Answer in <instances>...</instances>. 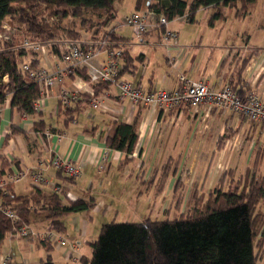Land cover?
Returning a JSON list of instances; mask_svg holds the SVG:
<instances>
[{
	"label": "crops",
	"instance_id": "crops-1",
	"mask_svg": "<svg viewBox=\"0 0 264 264\" xmlns=\"http://www.w3.org/2000/svg\"><path fill=\"white\" fill-rule=\"evenodd\" d=\"M149 2L144 0L139 10L149 8ZM123 7V3L116 0L115 17L105 21L104 15L102 20L86 31L89 32L86 38H80L84 40L113 31L117 38L112 41L122 45L129 63L122 71V78L140 84L146 90L176 88L179 73H185L193 80L205 81L216 88L240 80L244 93L255 90L264 97V51L249 42V35L243 36L245 43L238 49H216L207 61V66H204L202 57L198 58V50L193 53L194 46L185 39L180 41V34L177 41L166 45L163 40L165 27L152 28L138 39L139 43H135L133 35L123 29L122 22H115ZM135 10L136 4L135 9L128 14ZM249 13L250 10L247 14ZM194 17L185 22H194ZM173 20L184 19L170 20L166 28L176 31L170 26ZM136 45L163 48L168 65L176 74L163 76L160 83L148 76L147 62L152 57L145 52L136 54ZM34 56L39 65L53 67L56 63L52 54ZM105 57V53H102L96 61L102 62ZM245 60L247 64L240 71ZM137 62H140L139 66H136ZM77 82L74 77H69L63 84L68 88H75ZM101 84H94L92 87L97 95L104 98L109 110L94 109L90 99L82 97L72 106H77L78 109L71 121L61 111L59 87L54 88L41 102L34 115H26L12 108L11 94L0 101L1 172L13 174L19 169L32 168L39 163L47 164L54 153H59L82 164V173L75 179H70L53 167L48 170L47 176L52 182L61 185L65 193L70 194V198L65 199L64 203L78 198H93L96 203L89 211L71 213L73 217L69 227L62 217L65 229L61 233L66 234L68 240L78 243V250L73 253L78 258L76 261L70 258L71 251L66 246L62 247L54 242L43 244L37 240L11 238L18 241V255L12 264H84V258L92 254L90 243L97 238L104 217L116 211V204H110L102 197L109 191L104 185L111 177L121 179L122 191L127 187L125 182L135 184L136 208H141L142 196L145 194L148 203L161 201L160 210L167 213V218L175 215L169 211L172 200L175 201L176 208L184 207L187 203L193 206L195 197L206 200L208 193L221 179L227 187L238 180L250 182L252 178H264L262 123L247 121L238 114L217 106L211 109L203 105L197 110L182 107L179 111H155L143 104L134 105L129 99H120L115 86L109 84L106 87ZM81 113L84 114L83 121L79 119ZM135 117H138V141L134 152L125 159L124 152L109 149V157L104 159V151L108 149L105 136L110 130L111 122L118 120L131 123ZM12 125L23 132L13 133ZM94 126L97 130L92 134L88 130ZM240 137L245 140L248 138L249 144L246 147L240 145L237 149L232 147ZM185 161H188L187 167L182 170L179 166ZM253 166L256 170H253ZM35 186L37 185L26 179L13 183L11 192L17 195L32 194ZM41 188L54 192L49 186ZM184 192L189 193L187 199ZM48 223V220L38 218L34 225L38 229H44L43 226L47 228ZM14 256L15 254L13 258Z\"/></svg>",
	"mask_w": 264,
	"mask_h": 264
},
{
	"label": "trees",
	"instance_id": "trees-1",
	"mask_svg": "<svg viewBox=\"0 0 264 264\" xmlns=\"http://www.w3.org/2000/svg\"><path fill=\"white\" fill-rule=\"evenodd\" d=\"M115 1L0 0V29L4 22L16 26L15 21H18L17 27L23 28L25 35L33 40H55L64 36L80 39V25L87 26V29L95 25L83 13L92 11L100 16L105 15V21H109L115 17ZM149 1L150 9L164 13L172 20L186 12L192 19L200 8L234 5L237 1L242 2L241 9L245 11L256 0ZM19 2L26 3L28 7H16L15 4ZM143 2L137 0L136 10H139ZM42 6L49 9L45 16L39 12ZM221 16L222 12L218 10L213 19ZM49 18L54 20L49 21ZM79 18L80 23L77 20ZM109 37L111 40L117 38L113 31L109 32ZM12 45L10 42L0 43V101L11 94L12 108L26 115H34L37 112L35 102L40 98V88L25 77L19 64L24 59H31L33 65L39 64L34 58L35 53L11 50ZM123 59L122 71L129 64L125 50ZM246 62L243 61L240 71ZM79 74L88 79L85 71H79ZM5 76L7 81L4 80ZM239 83L240 80L230 85L234 91L243 95L244 90ZM101 85L107 87L109 83ZM82 97L90 99L86 94ZM77 109L76 106L65 110L61 108V111L71 121ZM11 128L13 133L23 132L15 125ZM96 130L94 126L88 131L94 134ZM137 141L138 117L131 123L112 121L105 136L106 147L124 152L125 159L134 152ZM223 182L221 179L208 193L206 200L194 196L193 206L186 213L172 218L103 223L97 238L90 243L92 254L84 258V264H259L256 249L264 246V178H252L250 182L238 180L227 187ZM9 187L11 190L12 184ZM68 198L63 189L61 192H51L35 186L32 194L17 195L12 191L6 201L16 206L23 222L34 226L38 218H43L49 221L46 229L62 232L65 229L62 217L89 211L96 204L93 198L69 199L67 204L64 203ZM11 228L10 220L0 214V245Z\"/></svg>",
	"mask_w": 264,
	"mask_h": 264
},
{
	"label": "built area",
	"instance_id": "built-area-1",
	"mask_svg": "<svg viewBox=\"0 0 264 264\" xmlns=\"http://www.w3.org/2000/svg\"><path fill=\"white\" fill-rule=\"evenodd\" d=\"M176 19L190 20V15L175 17ZM54 20V18H51ZM170 20L164 13L155 12L153 9L135 10L126 15L122 24L131 27L138 39H141L152 28H163V40L169 46L171 41H177L179 33L166 28ZM12 43L11 50H24L30 53L48 55L52 54L55 59L53 67L33 65L31 59L20 62V70L30 81L35 82L40 88V98L36 100L38 109L41 102L46 99L56 87H59L58 98L62 109H68L76 101L86 94L90 98L94 109L109 110L102 96L97 95L92 85L109 83L117 88L118 98L129 99L132 104H143L152 110L160 109L179 111L182 107H190L197 110L206 105L209 109L217 106L222 109L238 114L243 119L264 125V97L255 90H249L243 95L232 89L230 84L221 88L210 86L202 80H193L185 73L177 76V87L172 90L155 89L146 90L140 84L121 77L124 68L123 48L121 44L113 42L109 32L101 36L88 39H73L62 37L55 40H33L28 38L23 30L4 22L0 29V43ZM102 53L106 57L102 62L96 58ZM79 71H85L87 78L80 76ZM69 77L77 79L75 88H68L63 84ZM7 77H4L6 81ZM106 96H109L106 93ZM109 149H105L103 158L109 157ZM53 167L62 173L79 177L82 173V164L67 159L59 153H54L49 163H39L32 168H23L15 171L2 173L0 170V214L8 218L12 224L8 232L11 238H24L29 241L54 242L62 247H68L71 251L70 258L76 261L78 258L73 253L78 250V243L70 241L61 232L54 229H38L35 226L23 222L16 206L6 201L10 195L9 185L29 179L34 185L49 186L54 192H61L62 186L53 183L47 176L48 170ZM70 198V194L66 193ZM13 259L11 252L0 256V264H8Z\"/></svg>",
	"mask_w": 264,
	"mask_h": 264
},
{
	"label": "rangeland",
	"instance_id": "rangeland-1",
	"mask_svg": "<svg viewBox=\"0 0 264 264\" xmlns=\"http://www.w3.org/2000/svg\"><path fill=\"white\" fill-rule=\"evenodd\" d=\"M123 3V9L118 12V16L115 19V22L121 23L122 19L133 9H135L136 0H118V3ZM16 7H28L26 3H16ZM242 2L237 1L234 5L220 6V7H203L195 13L194 22L188 23L185 20H173L170 23L171 27H174L176 31L180 34V41L184 39L187 40V43L192 44L194 47L193 53L198 50V58L201 56L204 66H207V61L211 58L212 54L216 49L223 48V51L229 50L231 48H239L243 46L244 39L243 36L249 35L250 43L258 46L264 51V0H256L249 9L250 13L247 14L248 10L243 11L241 9ZM42 11L41 14L44 16L48 12V8L39 9ZM222 12V16L216 19H213L214 14L217 11ZM87 19H92L94 24H97L100 20L103 19V16L93 13L92 11H86L83 13ZM247 14L246 16H243ZM69 20V18H68ZM78 22H81V19H77ZM51 21V18H49ZM172 21V20H171ZM213 21V22H212ZM86 22V21H85ZM15 25L19 26V22L15 21ZM95 26V25H94ZM125 31L133 35V40L135 43H139L136 34L132 31L131 27L124 25ZM23 30V28H21ZM82 35L81 38H86L89 32H86L87 26L79 27ZM24 31V30H23ZM136 54L145 52L147 56H151L152 59L148 63L147 71L148 76H152L154 79L160 83V80L163 76H174L176 74L174 69H171L168 65V62L165 58V51L163 48H152L150 46H141L136 45L134 48ZM140 62L136 63V66H139ZM204 70V69H203ZM138 74V73H137ZM130 80L132 78L128 77ZM125 79V78H124ZM128 80V79H127ZM81 121L84 120V114L79 115ZM264 136L261 138L263 139ZM244 138V137H243ZM242 137L237 140L232 147L236 149L240 146H247L248 138L245 140ZM244 140V143H242ZM252 141V140H251ZM250 141V143H251ZM256 141V140H255ZM252 144V143H251ZM249 146V145H248ZM257 147V146H256ZM175 162V161H174ZM188 161L180 163V168L186 170V163ZM207 162V161H206ZM253 170H256L253 166ZM258 170V169H257ZM185 175V174H184ZM115 180V181H114ZM127 186L124 191L121 179H114L111 177L110 181H107L104 185V188H107L109 191L106 194H103L102 197L105 200H108L110 204H116L114 212L108 214L104 217L103 223L105 222H122V221H133V222H142L147 219L151 220H162L167 218V213H163L160 210L161 201L155 200V202H149L147 196L144 194L142 196V206L140 209L136 208L137 193L135 184L127 181L124 184ZM19 190V189H18ZM19 192H21L19 190ZM183 195L187 199L189 193L184 192ZM139 196V195H138ZM192 205H184V207L176 208L175 201H171V207L169 211L174 213L176 216L180 215L181 212H187ZM261 208V207H260ZM262 211L264 213V205L262 206ZM93 214V212H91ZM174 215V216H175ZM73 217V214H68L64 216V220L67 223L68 227L70 226V220ZM101 222V223H102ZM95 223H93V226ZM35 226V225H34ZM46 229V226H43ZM264 228V226H263ZM262 228V229H263ZM43 230V229H41ZM64 234V233H63ZM66 236V234H64ZM68 238V237H67ZM38 241V240H37ZM0 249L2 253L11 252L15 254L14 258L8 263H14L16 256L18 255V241L11 239L10 236L1 243ZM259 264H264V246L257 247L256 249ZM78 264V263H77Z\"/></svg>",
	"mask_w": 264,
	"mask_h": 264
}]
</instances>
